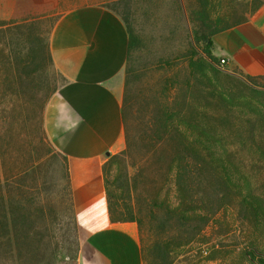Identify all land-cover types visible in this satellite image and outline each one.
<instances>
[{"label": "trees", "instance_id": "trees-1", "mask_svg": "<svg viewBox=\"0 0 264 264\" xmlns=\"http://www.w3.org/2000/svg\"><path fill=\"white\" fill-rule=\"evenodd\" d=\"M121 1L123 12L117 14L128 34L121 104L125 146L102 166L107 211L112 223L136 225L143 264H170L173 254L194 242L227 203L238 206L242 217L249 213L264 218L263 212H255L250 183L242 180L227 155H255L254 163H264V104L256 109L248 102L234 103L230 93L211 88L208 75L217 73L214 65L219 64L212 54L211 37L238 22L211 19L208 0H195V6L187 9L181 0L172 1L192 28L177 52L160 46L156 50L154 35L146 37L141 24L136 25L133 11H141L137 17L142 23L151 17L148 6H155L157 0ZM177 1L181 6H174ZM169 17L173 20V15ZM41 49L52 65L48 41ZM36 52L33 49L31 55ZM149 67L158 76L153 89L145 90L139 84ZM246 81L253 86L251 92L264 100V76ZM63 160L65 199L78 244ZM37 211L30 212L14 198L5 202L0 190V256L5 260L26 259L44 250L34 229ZM245 255L264 264V258L251 251Z\"/></svg>", "mask_w": 264, "mask_h": 264}, {"label": "rangeland", "instance_id": "rangeland-1", "mask_svg": "<svg viewBox=\"0 0 264 264\" xmlns=\"http://www.w3.org/2000/svg\"><path fill=\"white\" fill-rule=\"evenodd\" d=\"M172 1L157 0L155 6H148L151 17L142 23L138 18L141 11H133L137 27L141 24L146 37L154 35L152 45L156 50L160 46L177 52L185 42V33L192 30ZM181 1L186 9L195 6V0ZM178 2L174 6H181ZM109 7L120 13L124 3L119 0ZM247 8L244 0H208L210 18H220L227 24L241 21ZM1 22L5 26L0 24V190L5 202L14 198L29 207L30 212L38 210V217L33 218L34 229L44 250L11 262L0 256V264H78V244L65 199L64 160L42 128L45 106L63 84L41 49L49 40L55 17ZM170 30L171 40L164 43ZM33 49L39 51L35 56L31 55ZM214 69L217 73L210 72L208 79L216 92L230 93L234 103L248 102L256 109L263 108L264 100L251 92L246 79L229 73L220 63ZM157 76L154 67H149L139 88L154 87ZM227 155L234 160L242 180L250 183L255 212L264 214V163H254L255 155ZM49 209L52 214L48 215ZM242 216L238 206L227 203L194 242L173 254L170 264H256L245 251L264 258V218L249 213Z\"/></svg>", "mask_w": 264, "mask_h": 264}, {"label": "crops", "instance_id": "crops-1", "mask_svg": "<svg viewBox=\"0 0 264 264\" xmlns=\"http://www.w3.org/2000/svg\"><path fill=\"white\" fill-rule=\"evenodd\" d=\"M119 0H0V20L55 17L52 66L63 84L49 98L42 128L65 158L78 236V264H143L134 223H112L102 166L124 149L121 104L128 34L109 5ZM243 19L211 37L231 74L264 76V0H244Z\"/></svg>", "mask_w": 264, "mask_h": 264}, {"label": "built area", "instance_id": "built-area-1", "mask_svg": "<svg viewBox=\"0 0 264 264\" xmlns=\"http://www.w3.org/2000/svg\"><path fill=\"white\" fill-rule=\"evenodd\" d=\"M219 63H220L221 66L224 65V61L223 60H220Z\"/></svg>", "mask_w": 264, "mask_h": 264}, {"label": "water", "instance_id": "water-1", "mask_svg": "<svg viewBox=\"0 0 264 264\" xmlns=\"http://www.w3.org/2000/svg\"><path fill=\"white\" fill-rule=\"evenodd\" d=\"M106 156H109V153H106Z\"/></svg>", "mask_w": 264, "mask_h": 264}]
</instances>
